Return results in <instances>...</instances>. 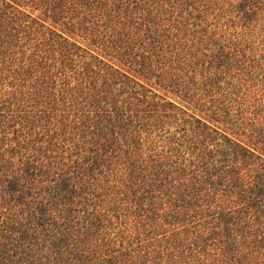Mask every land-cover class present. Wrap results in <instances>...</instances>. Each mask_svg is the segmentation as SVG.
<instances>
[{
    "label": "trees",
    "instance_id": "obj_1",
    "mask_svg": "<svg viewBox=\"0 0 264 264\" xmlns=\"http://www.w3.org/2000/svg\"><path fill=\"white\" fill-rule=\"evenodd\" d=\"M264 0H0V264H264Z\"/></svg>",
    "mask_w": 264,
    "mask_h": 264
},
{
    "label": "rangeland",
    "instance_id": "obj_2",
    "mask_svg": "<svg viewBox=\"0 0 264 264\" xmlns=\"http://www.w3.org/2000/svg\"><path fill=\"white\" fill-rule=\"evenodd\" d=\"M260 53L256 56V60L260 62V65L263 67L264 70V60L261 58L263 56V51H259Z\"/></svg>",
    "mask_w": 264,
    "mask_h": 264
}]
</instances>
